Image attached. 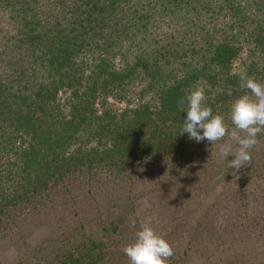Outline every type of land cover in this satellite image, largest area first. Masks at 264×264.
<instances>
[{
	"label": "trees",
	"instance_id": "1",
	"mask_svg": "<svg viewBox=\"0 0 264 264\" xmlns=\"http://www.w3.org/2000/svg\"><path fill=\"white\" fill-rule=\"evenodd\" d=\"M243 74L264 83V0H0V242L58 188L179 155L198 168L225 143L234 152L227 135L212 145L181 135L183 110L203 87L231 131ZM134 94L133 108L99 110L101 98ZM258 140L249 163L264 170V132ZM108 223L64 225L13 264H117L107 240L119 225Z\"/></svg>",
	"mask_w": 264,
	"mask_h": 264
},
{
	"label": "rangeland",
	"instance_id": "2",
	"mask_svg": "<svg viewBox=\"0 0 264 264\" xmlns=\"http://www.w3.org/2000/svg\"><path fill=\"white\" fill-rule=\"evenodd\" d=\"M139 103L136 94L101 98L99 110L119 113ZM217 158L190 168L179 155L137 164L130 178L58 188L38 211L13 218L0 242V264H13L28 247L51 243L64 225L96 217V230L108 222L119 225L107 240L117 264H129L123 247L146 223L173 247L169 264H264V170L248 162L227 173Z\"/></svg>",
	"mask_w": 264,
	"mask_h": 264
},
{
	"label": "clouds",
	"instance_id": "3",
	"mask_svg": "<svg viewBox=\"0 0 264 264\" xmlns=\"http://www.w3.org/2000/svg\"><path fill=\"white\" fill-rule=\"evenodd\" d=\"M240 80L241 87L248 91L230 105L231 131L225 123V116L214 114L206 105L205 89L197 86L186 95L187 107L183 110L186 115L181 133H187L189 139L196 142L207 140L211 145L229 136L237 145L236 150L233 152L232 144L225 143L220 146V155L229 167L235 169L250 161L251 150L259 142V134L264 132V83L246 74L241 75ZM229 156L233 158L228 160ZM123 253L129 264H169L174 249L163 235L146 223L136 231L134 240L123 247Z\"/></svg>",
	"mask_w": 264,
	"mask_h": 264
}]
</instances>
